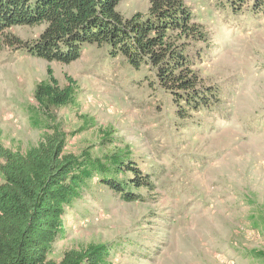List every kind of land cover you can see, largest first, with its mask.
<instances>
[{
	"label": "rangeland",
	"instance_id": "obj_1",
	"mask_svg": "<svg viewBox=\"0 0 264 264\" xmlns=\"http://www.w3.org/2000/svg\"><path fill=\"white\" fill-rule=\"evenodd\" d=\"M149 2L120 0L116 9L124 17L146 14ZM184 2L207 35L192 57L200 86L213 93L197 109L177 104L146 67L136 71L106 47L88 45L64 65L0 46L6 148L25 153L37 144L30 109L50 70L60 85L70 77L78 87V105L56 110L67 133L64 154L85 151L106 164L128 156L149 181L127 188L139 196L132 200L95 175L66 209L50 260L105 246L107 264H264L250 255L264 252V4L257 11L255 0ZM43 28L7 31L31 41Z\"/></svg>",
	"mask_w": 264,
	"mask_h": 264
},
{
	"label": "trees",
	"instance_id": "obj_2",
	"mask_svg": "<svg viewBox=\"0 0 264 264\" xmlns=\"http://www.w3.org/2000/svg\"><path fill=\"white\" fill-rule=\"evenodd\" d=\"M119 1L0 0V46L64 65L79 59L88 45L106 47L112 58H123L134 70L146 67L152 83L177 104L208 106L213 92L200 86L192 57L206 45L207 35L184 0H150L146 14L131 17L117 11ZM254 3L258 11L264 0ZM12 26L44 28L36 39L23 41L8 33ZM66 80L60 85L49 70L48 79L35 87L29 119L41 133L35 146L25 153L13 151L0 134V264H107L105 246L67 251L59 262L48 258L63 233L66 209L95 175L125 198L131 196L128 187L149 186L147 175L128 156L113 155L106 164L85 151L64 154L67 133L56 110L78 105L77 84ZM123 172L131 173L126 182L117 179ZM250 255L264 263V252Z\"/></svg>",
	"mask_w": 264,
	"mask_h": 264
}]
</instances>
